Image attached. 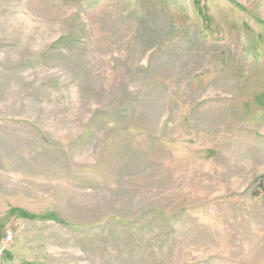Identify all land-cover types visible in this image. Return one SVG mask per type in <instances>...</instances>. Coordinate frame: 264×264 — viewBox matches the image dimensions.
Listing matches in <instances>:
<instances>
[{
  "label": "rangeland",
  "instance_id": "374dc122",
  "mask_svg": "<svg viewBox=\"0 0 264 264\" xmlns=\"http://www.w3.org/2000/svg\"><path fill=\"white\" fill-rule=\"evenodd\" d=\"M0 264H264V0H0Z\"/></svg>",
  "mask_w": 264,
  "mask_h": 264
},
{
  "label": "built area",
  "instance_id": "2783aa9c",
  "mask_svg": "<svg viewBox=\"0 0 264 264\" xmlns=\"http://www.w3.org/2000/svg\"><path fill=\"white\" fill-rule=\"evenodd\" d=\"M8 237H9V240H11L13 238V236H11V234H9Z\"/></svg>",
  "mask_w": 264,
  "mask_h": 264
}]
</instances>
